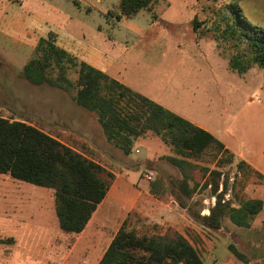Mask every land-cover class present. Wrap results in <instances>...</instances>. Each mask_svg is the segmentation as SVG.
I'll use <instances>...</instances> for the list:
<instances>
[{
  "label": "rangeland",
  "instance_id": "obj_1",
  "mask_svg": "<svg viewBox=\"0 0 264 264\" xmlns=\"http://www.w3.org/2000/svg\"><path fill=\"white\" fill-rule=\"evenodd\" d=\"M119 3L0 0V116L27 121L112 166L127 181L123 195H132L142 183L158 182V206L143 202L126 214L128 226L148 234L177 230L205 264H264V206L250 227H239L227 216L219 229L204 226L179 204L178 196L206 215L216 195L201 186L190 199L181 193L182 172L164 158L176 153L161 138L153 133L137 137L126 155L106 140L94 113L77 105L69 93L20 75L39 41L51 39L228 144L237 157L220 166L225 199L233 200L235 183L247 197L264 202V178L245 180L237 170L241 159L252 158L264 170V67L253 62L246 72L233 68L235 54L249 59L250 53L227 31V23L237 21L232 6L264 27V0H154L149 8L120 20ZM211 159L206 154L196 162L213 169ZM195 172L202 185L200 169ZM23 182L0 173V264H98L125 214L123 205L107 201L88 237L74 247L80 234L60 229L54 191Z\"/></svg>",
  "mask_w": 264,
  "mask_h": 264
},
{
  "label": "trees",
  "instance_id": "obj_2",
  "mask_svg": "<svg viewBox=\"0 0 264 264\" xmlns=\"http://www.w3.org/2000/svg\"><path fill=\"white\" fill-rule=\"evenodd\" d=\"M154 0H120L117 19L132 17L149 8ZM227 23L238 44L248 48L249 59L235 54L231 66L246 72L254 62L264 67V27L252 24L242 15ZM197 24H195V27ZM20 75L29 82L46 84L69 93L77 105L93 112L106 140L129 155L137 137L153 133L169 145L176 155L165 159L182 172L179 188L192 198L199 187H211L216 203L209 214L191 208L178 196L179 204L188 207L193 217L208 228L219 229L224 216L239 227H250L261 212L264 202L249 198L233 184V200H226L227 187L219 191L221 164L234 162V154L209 130L177 114L171 109L134 90L107 72L80 60L51 39H41L33 56L24 64ZM212 154L215 167L196 161ZM196 169L200 179L196 180ZM245 180L264 178L245 160L237 163ZM0 173L54 191V207L60 229L80 234L115 181V173L88 157L72 145L23 120L0 116ZM190 181L193 184H190ZM158 182L151 184L156 196ZM126 218L112 238L98 264H205L194 244L182 233L168 228L165 233L148 234L128 226ZM230 248L241 259L245 256L233 245Z\"/></svg>",
  "mask_w": 264,
  "mask_h": 264
},
{
  "label": "crops",
  "instance_id": "obj_3",
  "mask_svg": "<svg viewBox=\"0 0 264 264\" xmlns=\"http://www.w3.org/2000/svg\"><path fill=\"white\" fill-rule=\"evenodd\" d=\"M53 10L54 11H57L58 9L55 7ZM65 143H67V142H65ZM224 144L234 154V157H237L235 151L228 144H226V143H224ZM241 154L242 153H240V155ZM112 157H114V155ZM241 160H245L247 163H249L253 168H255L256 170H258L264 176V170L260 167L261 165H260V163L258 162L257 159L252 158V159H241ZM95 161H97V162L101 163L102 165H104L102 162H100L98 160H95ZM104 166L107 167V168H109L110 170H112L115 173V176H116L115 177V181L111 185V187L108 190L107 195L105 196V198L103 199V201L98 205L96 211L94 212V214L91 217L90 221L86 225L85 229L78 236V238H77V240H76V242L74 244V247H77L79 245V243H80V241H81L82 238L88 237L87 234H89V231L91 229V225H92L93 221L95 220L96 216L98 215L99 210L107 203V201H109V202L112 201L114 203H120V204H122L123 207H124V210L123 209L122 210L125 211V214L120 219V221H119V223H118V225H117L114 233L111 235V238L109 239V242H108L107 246L109 245V243L111 242L112 238L114 237V234H116V232L118 231L121 223L127 217L126 214H128L129 212H131L134 209H137V206L140 207L143 202L144 203H147L148 206L149 205H151V206L154 205V209L158 206L159 199L156 198L155 195L152 193L150 181H148L145 184L142 183L141 184L142 187H140V186L137 187L135 189V191H133L132 195H130L129 193H127V195H123L122 187L125 184H127V181L124 178L123 174L120 173V172L115 171L112 166H106V165H104ZM5 175H7V174H5ZM146 177H144V178L147 179V180H149V178H146ZM25 185H27V184H25ZM131 186H132V184H131Z\"/></svg>",
  "mask_w": 264,
  "mask_h": 264
},
{
  "label": "built area",
  "instance_id": "obj_4",
  "mask_svg": "<svg viewBox=\"0 0 264 264\" xmlns=\"http://www.w3.org/2000/svg\"><path fill=\"white\" fill-rule=\"evenodd\" d=\"M147 176V175H146ZM148 177V176H147ZM222 189H223V184L221 185V188H220V191H222Z\"/></svg>",
  "mask_w": 264,
  "mask_h": 264
}]
</instances>
